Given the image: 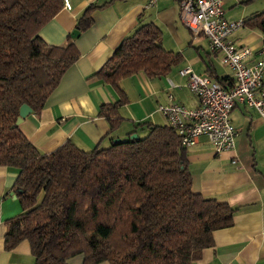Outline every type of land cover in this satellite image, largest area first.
<instances>
[{"label":"trees","instance_id":"16d2710c","mask_svg":"<svg viewBox=\"0 0 264 264\" xmlns=\"http://www.w3.org/2000/svg\"><path fill=\"white\" fill-rule=\"evenodd\" d=\"M63 8L64 0H0V167L18 171L14 193L22 207L7 222L5 248L28 242L35 264H68L77 255L84 264H194L214 246L213 233L233 225L236 209L194 192L189 148L169 125H137L106 149L66 142L50 154L15 126L23 105L34 114L44 109L80 57L72 37L50 46L40 36ZM96 9L80 17V33L93 26ZM243 22L264 36V12ZM161 39L155 24H141L98 73L122 97L100 108L111 133L124 121L121 82L139 73L165 78L182 62ZM207 76L234 86L210 69Z\"/></svg>","mask_w":264,"mask_h":264},{"label":"crops","instance_id":"0c3cea01","mask_svg":"<svg viewBox=\"0 0 264 264\" xmlns=\"http://www.w3.org/2000/svg\"><path fill=\"white\" fill-rule=\"evenodd\" d=\"M69 1L71 9L63 8L41 29V38L50 46L66 45L85 11L90 6L97 9L92 14L93 26L75 39L78 61L64 75L44 109L19 125L43 154L56 151L66 142L86 151L106 149L113 141L126 140L137 125H168L158 107L169 103V92L176 102L197 108L199 99L189 90L188 78L180 76L188 66L199 76H207L210 69L218 77L233 79L231 68L223 64L219 54L210 51L208 39L194 35L185 24V0H159L151 9L146 8L147 0ZM222 1L225 18L231 22L264 12V0ZM146 23L160 28L163 48L180 53L183 60L165 78L149 79L139 73L121 82L127 99L119 109L124 121L111 133L110 122L99 115L100 108L122 97L98 73L121 42ZM232 40L237 48L252 50L248 65L264 60L261 32L243 27ZM184 90L192 95L181 97ZM231 120L238 132L234 150L217 153L205 137L188 149L194 192L236 209L233 225L215 231L214 246L205 249L194 264H264V118L254 109L238 105ZM17 177V170L0 167V264H35L28 242L13 251L5 248L7 222L22 213L14 193ZM68 264H84V256L77 255Z\"/></svg>","mask_w":264,"mask_h":264},{"label":"built area","instance_id":"2783aa9c","mask_svg":"<svg viewBox=\"0 0 264 264\" xmlns=\"http://www.w3.org/2000/svg\"><path fill=\"white\" fill-rule=\"evenodd\" d=\"M158 2L147 0L146 8H154ZM64 8L71 9L69 0H64ZM182 17L191 32L196 36L203 34L210 51L219 54L223 64L231 68L234 86L223 87L208 76L197 75L188 66L180 71V76L188 78V88L199 99V106L188 108L176 102L174 94L169 92V103L159 105L158 110L179 134L184 147H193L205 137L217 153L232 151L238 137L231 120L233 109L243 105L264 118V60L246 63L252 50L237 48L232 40L244 22L228 21L222 0H185ZM171 87L176 86L171 83Z\"/></svg>","mask_w":264,"mask_h":264},{"label":"water","instance_id":"95a60500","mask_svg":"<svg viewBox=\"0 0 264 264\" xmlns=\"http://www.w3.org/2000/svg\"><path fill=\"white\" fill-rule=\"evenodd\" d=\"M80 31L78 30V29H76L73 33H72V35H71V37L73 38V39H76V38H78L79 36H80ZM33 113V111H32V109L29 107V106H27V105H23L22 106V108H21V110H20V117H19V119H18V121H17V123H16V125L15 126H19V125H21L22 123H23V121L29 116V115H31ZM132 139H137L138 138V135L137 134H134L132 137H131ZM116 142H121V140H117V141H115V143Z\"/></svg>","mask_w":264,"mask_h":264},{"label":"rangeland","instance_id":"374dc122","mask_svg":"<svg viewBox=\"0 0 264 264\" xmlns=\"http://www.w3.org/2000/svg\"><path fill=\"white\" fill-rule=\"evenodd\" d=\"M177 91V90H176ZM175 91V93H177ZM178 95H180L181 96V91L179 92V94ZM192 94H190V92L188 91V90H184L183 92H182V96L181 97H190ZM193 97V96H192ZM194 99V98H193ZM143 136H145V135H143Z\"/></svg>","mask_w":264,"mask_h":264}]
</instances>
